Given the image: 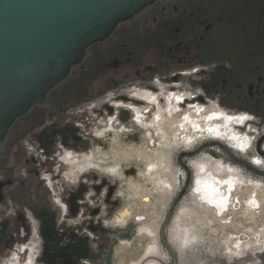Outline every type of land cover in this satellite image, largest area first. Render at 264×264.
I'll list each match as a JSON object with an SVG mask.
<instances>
[{"label": "flooded vegetation", "instance_id": "1", "mask_svg": "<svg viewBox=\"0 0 264 264\" xmlns=\"http://www.w3.org/2000/svg\"><path fill=\"white\" fill-rule=\"evenodd\" d=\"M133 8L134 6L130 10ZM73 73H77L78 80L82 82L81 87L75 91V96L78 99L88 96V91L96 84L104 83L106 86L103 89H105L122 81L140 80L141 83L133 86L134 89L130 94L120 93V99L115 100L112 96L107 97L104 107L106 109L110 107L115 111L108 115L110 116L109 120H106L103 127L98 129L95 134L99 140L96 147L92 148L90 152L72 153L68 156L65 162L70 168L67 175L64 174L67 182L78 183L76 181L79 176L89 170L107 174L116 180H123L125 178L123 166L130 164L143 166L142 172L140 171L142 176L146 171L145 151H151L153 148L156 151L160 150L155 149L157 146L160 148L155 125L159 123L163 125L166 118L177 117L180 119L181 117L183 119L190 112H195L200 116V119L197 118L199 120L209 121L210 119L213 125L224 124L219 128L221 132L218 130V126H215L213 132L209 133L207 127H201L203 125L201 122L198 127L192 128L195 131V136L191 141V146L187 145V142H181L177 151L180 149L193 150L210 139L221 138L233 142L239 151L247 150L249 160L256 164L260 163L263 173L261 179L256 178L248 175L240 167L230 165L224 167L225 164L221 157L211 156L208 152L203 153L190 159L189 166L198 174L192 195L195 196L199 192L200 185L208 180L213 188H219L221 195L223 192L225 193V214L239 216L250 214L251 210L255 212L256 217L261 215L259 209L264 202L258 200L257 194L264 191V0H152L128 19L118 22L113 32L103 41H97L88 46L82 61L71 68L68 77L47 95L43 104L35 105L26 115L16 120L9 133L19 122L24 126L34 108L33 119L36 123L39 122V117L45 113L43 108L48 96L63 85ZM77 83V81L73 82V86ZM65 85L63 88L68 91L69 87ZM140 87H143L144 90H140ZM156 93L160 94L156 95ZM72 99L71 96L56 98L58 101L54 106L61 112ZM182 103L186 108L181 109ZM232 104L237 105V108H230ZM92 106L96 108L93 109L91 116L103 114L96 110L97 105L93 104L89 107L92 109ZM224 106L239 114L227 112L225 110L227 108ZM149 107L152 109H148L146 112ZM121 110L127 111L128 119H130L122 120L121 128H113L112 123L115 120L113 114ZM159 112H161L160 118L158 117ZM240 113L248 115L255 122L254 128L259 129L260 132L256 148L253 150L250 147V153H248V148L253 135H256L257 132H250L251 134L243 136L238 134L235 128L232 129L235 124L243 123L245 117ZM127 124L129 125L127 126ZM253 126L249 127L251 131H253ZM136 128L141 129L140 131L143 133L141 143L122 142V135L130 133ZM67 131L69 129L64 126L53 130L52 133L54 136L61 135L62 142L69 147ZM184 133L179 136L180 139L181 136L187 134L190 136V132L185 131ZM224 133L231 139L225 138ZM36 137L42 146H49L53 143V140H48L46 134L38 133ZM106 138H111V160L108 159L106 153L102 152L100 146L102 139L104 141ZM74 141H76L73 143L75 149L85 150L83 139L80 136H75ZM79 144H82L83 147L79 148ZM121 150L129 151L132 155L131 160L124 159L122 161V158L117 154ZM2 156L3 153L0 152V157ZM207 158L210 159L209 161H217L218 167L221 165V175L224 174V176H218L216 171L218 167L210 169V175H201L199 166L204 164L202 161ZM26 163L30 164V160H27ZM112 168L113 170H111ZM134 170L135 172L131 175L136 174L137 171ZM212 172L215 175L212 176ZM30 173L39 174L38 169L33 168L29 169ZM126 174L128 173L126 172ZM178 175L180 181L181 175L180 173ZM9 180L12 182L5 184L2 188L3 201H0L1 204L7 200L5 188L13 185L14 179L9 177L0 180V182ZM57 182L60 184L61 181ZM23 185L24 182H22V187ZM141 185H143L142 193L147 185L145 183ZM246 188L248 191L242 195ZM76 193L71 194L68 198L70 206L72 195L78 197L80 194ZM128 193L125 192V196L135 198L132 191ZM255 197L256 201L251 208H248L251 199ZM248 199L249 201L245 202ZM208 206L213 207L212 205ZM133 211L132 206H126L120 209L115 217L117 218L121 212L131 216ZM240 225L243 226V224ZM245 227L244 225V229ZM259 230L256 229L253 234L255 238H251L248 234L250 232L245 229L237 240L228 241L224 256L229 260L244 259L247 255L263 251V235L256 236L258 232L260 233ZM35 237L34 233L28 244H21L15 249L12 258L4 260L2 264H21L23 260L20 259V253L24 252V247L39 248Z\"/></svg>", "mask_w": 264, "mask_h": 264}, {"label": "rangeland", "instance_id": "2", "mask_svg": "<svg viewBox=\"0 0 264 264\" xmlns=\"http://www.w3.org/2000/svg\"><path fill=\"white\" fill-rule=\"evenodd\" d=\"M75 81L78 83L73 86ZM139 83L140 80L122 81L105 89L104 83L96 84L88 91V96L78 99L75 91L81 87L82 82L78 80L77 73H73L63 83L69 87L68 91L61 85L48 96L43 108L45 113L39 117V122H34L32 118L26 127L22 126L21 122L14 125L5 141L0 144V152L3 153L0 157V180L9 177L14 179V184L5 188L6 202L0 203V264L12 258L15 249L21 244H28L34 233L39 248L34 247L31 249L32 252L26 250L20 253V259L23 260L21 264H264V249L260 253L247 255L244 259L229 260L224 256L226 243L237 240L245 229L250 232L248 234L251 238H255L253 234L256 229H260L256 236L263 235L264 240V203L260 206L261 215L258 217L251 210L250 214L239 216L225 214L226 195L217 196L215 189H218H214L208 180L200 185L195 196L192 195L198 174L189 166L190 159L203 153L210 154V151L220 155L224 167L237 166L248 175L256 178L262 176L261 164L251 162L247 150L239 151L231 141L214 138L201 143L193 150L167 152L166 155L171 158L169 173L155 174L152 181L154 188L151 192L154 202L151 206L146 205L140 195L134 199L125 196V192L127 194L130 192L127 190L129 179L135 183H144L145 180L140 174L143 166L124 165L123 180L89 170L76 181L78 182L76 184L69 182L60 184L65 188L63 196L69 198L70 194L78 192L80 194H76L82 202L81 214L75 217L69 214L65 219L60 208L53 203L49 188L40 175L29 174L30 168L39 171L46 168L51 170L53 165L50 163L46 164L47 167L40 166L38 162L31 160L28 143L40 144L36 134H46L48 140H53L49 146L40 144L51 155L54 152V142L61 138V135L54 136L52 131L65 126L69 129L66 133L69 148L75 149L74 137L80 136L84 142V152H90L99 141L94 135L98 128L96 123L99 122L96 119L90 120L93 108L89 106L97 105L98 112L110 115L111 113L104 107L107 97L113 93L117 96L120 93L130 94L133 86ZM140 90H144L143 87H140ZM67 96L73 99L69 100L65 109L60 112L54 106L58 101L56 98ZM182 108H186L183 103ZM226 108L223 109L229 113H238ZM230 108L235 109L237 105L232 104ZM148 109L152 108H147L146 112ZM240 114L245 117L243 123L235 124L232 129L235 128L238 134L243 136L257 132L253 135L248 148L254 150L260 134L259 129L254 128L255 122L248 115ZM77 121L83 123V127H77L75 123ZM122 122L119 118L112 124L113 128L120 127ZM101 126L103 127V124ZM250 126H253V131L250 130ZM140 130L136 128L122 135V142L141 143L143 133ZM110 141L111 138L104 141L102 139L100 145L109 160L112 155ZM78 147L81 148L83 145L79 144ZM155 149H159V146ZM158 156L154 162L160 164L161 154ZM27 160H30V164L26 163ZM209 160L207 158L203 161L206 167L201 171L202 176L210 175V169H215L219 165L217 161ZM220 166L216 171L218 176H224L221 175ZM133 169L137 171L135 175L126 174ZM213 174L214 172L211 173L212 176ZM161 177L169 181L163 189H159V186L163 185L162 181L158 182ZM111 187L115 189L109 197ZM259 201L264 202V196ZM254 202L249 203L248 208H251ZM126 206H132L133 214L124 223L118 222L115 215ZM182 207L184 209L181 210ZM68 249L80 252L81 258L75 259L72 254L66 253Z\"/></svg>", "mask_w": 264, "mask_h": 264}, {"label": "water", "instance_id": "3", "mask_svg": "<svg viewBox=\"0 0 264 264\" xmlns=\"http://www.w3.org/2000/svg\"><path fill=\"white\" fill-rule=\"evenodd\" d=\"M151 1L0 0V142L16 120L43 104L68 77L88 46L103 41L118 22ZM128 117L124 111L122 119ZM210 154L220 158L214 151ZM11 182H0V201L3 186ZM76 212L72 197L71 213Z\"/></svg>", "mask_w": 264, "mask_h": 264}, {"label": "bare ground", "instance_id": "4", "mask_svg": "<svg viewBox=\"0 0 264 264\" xmlns=\"http://www.w3.org/2000/svg\"><path fill=\"white\" fill-rule=\"evenodd\" d=\"M191 111V110H190ZM200 112V111H199ZM202 112V110H201ZM194 113V114H193ZM159 118L161 117V112H159L158 114ZM195 115V116H194ZM157 117V118H158ZM199 118L200 119V116L197 115V113L195 112H190L188 115L185 116V118L181 119H178L177 117H174V118H166V120L164 121V124L163 125H160L161 123L159 124H156V130H157V134H156V137L158 138V142L160 140V150L156 151L154 150V148L151 150V151H145V157H146V171H145V174H143V178L145 179V184L147 186H145L146 190L144 192L141 193V188L143 185L139 184V183H135L133 182L132 180H129L128 184H127V188L128 190L132 191V193H134L135 196H138L140 195L142 198V201L146 204V205H149L151 206L154 202V197L152 196L151 192H152V189L154 188V185L152 183V181L154 180L155 178V174H161L162 175H167L169 173V166L171 165V158H169L167 155V152L168 153H174L175 151H177V149H179V147L181 146V142H187V145H190L191 146V141L193 139V137L195 136V131L193 129H195L196 127L199 126V124H201V122L203 123V125H201V127H207V130L209 133L213 132V128H215V126H218V130L221 132V130L219 129L220 127H223V122H221L223 125H213L212 124V121H209L208 120H199L197 119ZM204 118V117H203ZM212 120V119H211ZM155 124V123H154ZM152 125V124H151ZM193 128V129H192ZM225 128V127H224ZM160 129V130H159ZM159 130V131H158ZM201 130V129H200ZM190 132L189 135L190 136H187V135H184L183 137L181 136V139L184 138V139H180V135L184 132ZM218 131V134H220V132ZM202 132V131H201ZM199 133V132H198ZM197 133V134H198ZM206 133V132H204ZM185 134V133H184ZM214 134V133H213ZM223 134V133H222ZM225 134V133H224ZM228 134V133H227ZM212 135V134H211ZM217 135V134H216ZM226 135V134H225ZM202 136V134H201ZM215 136V135H214ZM197 137V135H196ZM209 137V136H208ZM213 137V136H212ZM218 137H220L218 135ZM229 137V136H228ZM227 135L225 138H228ZM231 139V137H229ZM206 139V138H205ZM204 139V140H205ZM202 142V140H199ZM193 143V142H192ZM199 144V143H198ZM193 145V144H192ZM139 147V146H138ZM185 147V146H184ZM166 148H170L169 150H166ZM138 150V149H137ZM181 150V149H180ZM176 153V152H175ZM117 154H119L120 158H122V161L124 159H128V160H131L132 158V155L129 151L127 150H121L119 152H117ZM161 154V159L162 161L160 162V164H157L154 162V159L156 157H159L158 155ZM167 154V155H166ZM116 156V155H115ZM174 157V156H173ZM144 158V157H143ZM156 160V159H155ZM144 161V160H143ZM201 162V161H200ZM199 163V162H198ZM197 163V164H198ZM202 163H204L202 161ZM142 164V163H141ZM115 166V165H114ZM196 166V164H195ZM199 166V164H198ZM200 167V171H203L206 167L205 164H201ZM115 168V167H113ZM113 168L111 170H113ZM119 171H120V168H119ZM115 173V172H114ZM116 174V173H115ZM119 175V174H118ZM177 175V174H176ZM120 176V175H119ZM122 176V175H121ZM234 177V176H233ZM165 178V177H164ZM164 178H160L159 181H162V184L163 185H160L159 186V189H163V187L165 185H167V183L169 181H166V179ZM237 178V177H235ZM231 180V179H230ZM233 180V179H232ZM177 182V181H176ZM223 182H226V181H223ZM229 182V180H228ZM248 184V183H247ZM177 186V185H176ZM170 187V186H168ZM238 187V186H237ZM247 187V185H246ZM177 188V187H176ZM215 189V188H214ZM161 191V190H160ZM202 191H204V189H202ZM215 191L217 192V196L221 195L219 192V188L218 190L215 189ZM248 191V188H246L243 192L242 195H244L246 192ZM241 192V191H240ZM225 193L223 192V195L221 196H224ZM234 195V194H233ZM236 195V194H235ZM264 196V191H260L258 194H257V197H259L258 200L262 199V197ZM237 197V196H236ZM255 199H257L256 197L255 198H252L251 199V202L250 204H252L253 201H256ZM220 200V199H218ZM227 201V200H226ZM231 201V200H230ZM243 201V200H242ZM249 201L248 200H245V202ZM244 202V204H245ZM228 203V202H227ZM249 204V205H250ZM236 206V205H235ZM252 206V205H251ZM218 208H220L218 206ZM244 209V208H243ZM130 217V215H128V213H120L119 215H117V221L118 222H121V223H124L126 221V219H128ZM120 224V223H119ZM155 234V233H154ZM248 245H250L248 243ZM33 247V248H32ZM35 246H30L29 248L27 247H24L23 250L24 251H29L31 249H34ZM38 248V247H37ZM155 248V247H154ZM32 252V250H31ZM156 252V251H155ZM159 253V251H158ZM30 256V255H29ZM31 262V261H30ZM10 264H16V263H10Z\"/></svg>", "mask_w": 264, "mask_h": 264}, {"label": "built area", "instance_id": "5", "mask_svg": "<svg viewBox=\"0 0 264 264\" xmlns=\"http://www.w3.org/2000/svg\"><path fill=\"white\" fill-rule=\"evenodd\" d=\"M110 96L113 97V99H120L119 96H117L116 94H111ZM95 106H92V108L94 109ZM110 108V107H107ZM110 113H112V111H110L109 109H107ZM117 110V109H116ZM115 111V109H114ZM125 110L122 111V113ZM150 111V110H149ZM127 112V111H126ZM122 113L120 112H116L114 113L113 117H114V122L112 124L115 123L116 120H118L119 118L122 119ZM128 113V112H127ZM107 115H104V113L102 115H92L91 119H96L99 123H106V120H109V117ZM121 115V117H120ZM118 118V119H117ZM123 120V119H122ZM77 127H83V123H79L78 121L75 122ZM96 123V122H95ZM98 124L97 125V130L95 131V134L97 133L98 129L102 128V124ZM111 124V123H110ZM94 134V135H95ZM28 150H29V156L31 157V160H33V162L37 163L38 165H42V166H46V164H50V162H52V169L49 170L48 168L46 169H41L40 171L38 170V173L40 175V178L45 182V184H47V187L49 188V191L51 193L52 196V200L53 203L56 204L62 213L63 219H65V217H67L69 214L73 217L77 216V214H81L80 211V207H81V199L78 197H75L74 195H72V197L75 198V202L77 205V212L76 214H72L71 213V206L70 203L68 202V198H66L65 196H63V193L65 191L64 187H61L63 183H66V175L67 172H69V168L70 166L66 164L65 161H67V158L70 154H80V153H84V150H77L74 148H69L67 147L61 140V138L59 140L55 141V150L53 152V154H48V152L45 150L44 147H42L39 143H28ZM66 158V160H65ZM47 167V166H46ZM66 173V175H64ZM82 176V175H81ZM81 176H79V178L77 179V181L81 178ZM58 180H60V184L57 182ZM114 192V190H113ZM70 194V193H69ZM74 194V193H72ZM71 195V194H70ZM68 202V203H67ZM28 211V210H27ZM28 214H30V212L28 211ZM96 229V228H95ZM93 232H95L93 230Z\"/></svg>", "mask_w": 264, "mask_h": 264}, {"label": "trees", "instance_id": "6", "mask_svg": "<svg viewBox=\"0 0 264 264\" xmlns=\"http://www.w3.org/2000/svg\"><path fill=\"white\" fill-rule=\"evenodd\" d=\"M33 114H35V108L31 111L27 123L24 124L25 127L27 126V124L29 125L30 120H32V118H34V117L32 116ZM31 116H32V118H31ZM40 117H41V116H40ZM33 120H34V119H33ZM34 122H35V121H34ZM25 127H24V128H25ZM21 130H22V129H21ZM21 134H22V133H21ZM95 231H96V230H95ZM66 253H68V254H72L73 257H74L75 259H79V258H81V257H80V252H76V251H74V249H68V251H66Z\"/></svg>", "mask_w": 264, "mask_h": 264}]
</instances>
